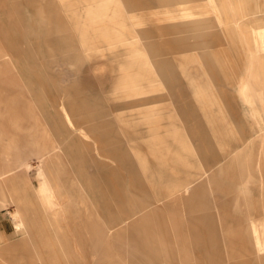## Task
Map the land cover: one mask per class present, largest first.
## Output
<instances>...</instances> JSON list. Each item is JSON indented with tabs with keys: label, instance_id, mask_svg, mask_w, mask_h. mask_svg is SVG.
<instances>
[{
	"label": "rangeland",
	"instance_id": "obj_1",
	"mask_svg": "<svg viewBox=\"0 0 264 264\" xmlns=\"http://www.w3.org/2000/svg\"><path fill=\"white\" fill-rule=\"evenodd\" d=\"M204 141L221 165L232 156L220 141L259 144L264 164V0H0V264L68 263L65 240L84 264H142L126 254L130 229L95 255L82 229V248L76 226L103 222L87 188L162 195L172 166L188 163L212 191ZM247 153L237 155L246 187L220 199L231 215L217 224L224 252L256 185ZM186 240L157 264H207Z\"/></svg>",
	"mask_w": 264,
	"mask_h": 264
},
{
	"label": "crops",
	"instance_id": "obj_2",
	"mask_svg": "<svg viewBox=\"0 0 264 264\" xmlns=\"http://www.w3.org/2000/svg\"><path fill=\"white\" fill-rule=\"evenodd\" d=\"M58 140L61 147L62 142L60 138ZM220 143L222 147L230 149L227 154L230 153L232 156L229 159L230 162L223 165L218 164L220 157L216 155L212 141H204V145L201 147L202 155L205 156L210 168L215 165L218 167L217 172L212 174L210 178L211 183L215 185L212 191L208 189L206 182L195 184L197 179L202 177L203 174L194 177L197 173L193 175L191 169H188L189 164L187 162L185 172L180 169L179 173V169L177 168L176 170L172 166L168 191H164L162 195H158L156 191L150 189H126L124 185L122 189L106 191L100 197L98 192H93L87 188L89 195L92 196L93 206L96 205L102 211L103 222L96 220L93 225L91 224V228L88 221L91 216H88L86 220H83L85 222L84 227L82 225L76 226V230L79 231V241L82 248L84 247L83 238H90L92 240L90 242L91 252L95 255L99 251L97 250L98 247H102L109 237L123 236L122 234L130 229L131 234L126 241V254L142 264H157L168 261L169 258H174L173 248L180 246L178 249H181L182 245L187 244L185 240L188 237L194 240L193 245L198 248L199 258L195 259L200 263L226 264L227 258L231 257V259L235 258L236 260L234 259L227 264H264V164H262V155L260 158L259 144L253 147V143H247L245 148L237 150L238 148H234L237 142L232 144L229 141H220ZM61 149L64 150L70 160L66 149L62 147ZM247 151H249V154L247 153L248 157L245 163L246 170L251 171L250 169L254 164L257 166L255 167L257 173L254 172L256 185L253 187L251 202L248 205V217L233 219L241 225L236 238L228 237V241L225 243L226 246L228 245L232 249L229 252H224L221 247L223 245L219 238L217 224L218 219H220L227 226L231 220V215L228 214V203L220 201V199L224 198L234 185L237 188V193L238 191H243L246 187V181H243L242 177L244 169L239 168L240 159L238 161V156L239 153ZM58 156L60 157V155ZM73 168L77 179L85 184L83 177L76 171L75 167ZM147 183H153L152 185L154 186L159 182L155 179H149ZM224 191L227 192L222 193ZM185 192L188 195L184 197L183 193ZM212 192L214 197H211ZM152 193L157 195L154 200L148 199ZM166 198L169 200L165 202ZM237 199L236 197L234 201L237 202ZM52 205H57V203L52 201ZM86 207L87 210L91 208ZM216 210L219 211V215ZM165 213L167 214L163 216ZM173 213L176 218L173 217ZM155 216H158V221L155 220ZM32 226L36 231V236L41 238V240L45 239V245L53 248L54 242L51 238L52 235L50 237L47 225L45 226L42 222L41 224L34 222ZM85 228L90 234L89 238L82 237L81 232ZM175 228L179 231H176ZM63 238H66L65 234ZM64 242L65 252L70 257L67 261L68 263L59 259V264H84L80 256L73 253L71 242L69 240ZM178 249L175 248L176 251ZM71 256L74 257L73 260L70 259ZM86 259V264H93L91 259L88 260L87 255ZM42 262L43 264L55 263L54 258L49 257L43 259Z\"/></svg>",
	"mask_w": 264,
	"mask_h": 264
}]
</instances>
